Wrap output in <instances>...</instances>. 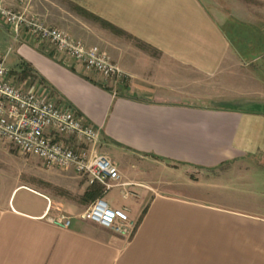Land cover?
I'll use <instances>...</instances> for the list:
<instances>
[{
  "label": "crops",
  "instance_id": "1",
  "mask_svg": "<svg viewBox=\"0 0 264 264\" xmlns=\"http://www.w3.org/2000/svg\"><path fill=\"white\" fill-rule=\"evenodd\" d=\"M45 7L50 22L31 5L30 12L104 50L129 76L115 89L51 46H20L38 91L98 130L94 149L120 178L96 199L125 209L129 222L122 235L82 219L94 201L84 199L91 185L71 169L53 168L79 179L81 203L13 180L0 163V264H264V190L255 178L241 190L226 182V197L199 189L216 182L176 181L181 167L251 176L245 132L264 131V111L249 106L262 100L264 107V87L245 94L231 84L247 60L264 54L248 39L264 36V0H54ZM111 190L119 201L105 199ZM59 216L68 227L47 220Z\"/></svg>",
  "mask_w": 264,
  "mask_h": 264
},
{
  "label": "built area",
  "instance_id": "2",
  "mask_svg": "<svg viewBox=\"0 0 264 264\" xmlns=\"http://www.w3.org/2000/svg\"><path fill=\"white\" fill-rule=\"evenodd\" d=\"M31 2L0 0V18L13 33L14 40L20 33H25L30 39L47 43L63 53L86 72L101 75L115 89L125 85L129 76L104 50L97 46L87 47L66 32L46 25L30 12ZM11 4L19 8L15 9ZM5 57L0 55V141L10 143L25 155L36 156L47 168L71 169L77 176L85 177L90 185L99 184L105 191L117 185L120 175L116 166L94 149L98 130L71 109L57 105L48 93H40L35 86L11 82ZM51 135L59 139L55 140ZM70 138L75 144L66 142ZM81 218L122 235L126 230L121 225L129 222L125 209L113 208L101 198L94 200ZM47 220L60 228L69 226V219L62 216Z\"/></svg>",
  "mask_w": 264,
  "mask_h": 264
},
{
  "label": "rangeland",
  "instance_id": "3",
  "mask_svg": "<svg viewBox=\"0 0 264 264\" xmlns=\"http://www.w3.org/2000/svg\"><path fill=\"white\" fill-rule=\"evenodd\" d=\"M54 0H43L41 3L31 4V11H34L43 19H48L49 22L54 19L53 14L46 12L45 5H50ZM32 3V2H31ZM62 14L63 11H60ZM80 15L79 12L75 9L74 13ZM61 29V28H60ZM63 30H66L63 29ZM69 32V30H66ZM225 32H230L228 28H225ZM248 37V35H247ZM254 39L258 44H263L264 46V36L257 37L250 35L248 39ZM259 38V39H258ZM30 45L36 46L39 50H49L51 49L50 45L44 42H37L33 39H30L25 33H20L17 40H14V35L10 31L7 25L4 24L2 18H0V55H6L5 57V66L9 71V78L13 83H24L25 87H34L36 82L33 76L32 64L29 63L30 60L27 59L25 53L20 49L21 45ZM11 49L8 51V49ZM256 54V53H255ZM249 66L244 71L243 76H237L233 79V84L231 86L234 88V91L242 92H254L255 89L264 87V54L260 55L259 58L249 59ZM242 77V78H241ZM262 101V100H261ZM260 100L253 101L251 100L252 108H257L258 110L264 111V107ZM256 126L251 127V131L245 132L246 138L245 142L251 146L252 150L249 154L250 160L248 161L251 165L250 178H241L236 171L227 172L226 170L215 172H194L189 171L186 167H181V177L176 178L177 182H181V185H188L189 180H206L209 183H217L211 185L212 187L202 186L199 189L207 191L211 195L222 194L226 197V194H230L229 189H227V183H232L234 189H239L243 186L251 188L255 178L257 188L264 190L263 185H259L261 182L260 179L264 178V131L256 129ZM260 130V131H259ZM241 134V133H240ZM258 146L257 149L253 147ZM0 163L4 164V167L8 168L10 177L13 180L34 184L41 188L46 189L48 192L53 194L56 198L59 199H68L75 200L77 203H81V182L78 178H75L73 174L61 173L59 170L51 169L43 166L39 160L35 157L24 155L18 153L16 150L8 147L7 145L0 144ZM241 170V169H239ZM249 173L246 172L245 175ZM180 175V174H179ZM219 182V183H218ZM221 182V183H220ZM228 183V184H229ZM261 186V187H260ZM110 196L114 197L119 201L118 194L114 191L106 192L105 199L109 200ZM231 198V197H230ZM234 199H248L249 201L257 199L252 195L241 196L235 193L233 195ZM236 204V203H234ZM259 204H262V199Z\"/></svg>",
  "mask_w": 264,
  "mask_h": 264
},
{
  "label": "trees",
  "instance_id": "4",
  "mask_svg": "<svg viewBox=\"0 0 264 264\" xmlns=\"http://www.w3.org/2000/svg\"><path fill=\"white\" fill-rule=\"evenodd\" d=\"M103 191H104V188L102 186H96L95 184L91 185L90 188L85 192L84 199L92 202L98 196H100L103 193Z\"/></svg>",
  "mask_w": 264,
  "mask_h": 264
}]
</instances>
